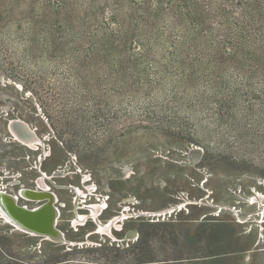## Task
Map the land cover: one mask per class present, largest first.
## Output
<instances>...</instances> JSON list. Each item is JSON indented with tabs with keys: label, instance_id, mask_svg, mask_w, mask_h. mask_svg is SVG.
Instances as JSON below:
<instances>
[{
	"label": "rangeland",
	"instance_id": "obj_1",
	"mask_svg": "<svg viewBox=\"0 0 264 264\" xmlns=\"http://www.w3.org/2000/svg\"><path fill=\"white\" fill-rule=\"evenodd\" d=\"M244 1L257 24L236 0H0V186L52 188L59 231L91 244L0 221V264H264V0ZM110 8L119 22L120 10L155 14L180 39L135 56ZM19 119L47 140L41 152L15 141L7 125ZM41 154L62 176L48 186L32 169ZM84 174L88 199L108 204L102 221L130 197L142 210L199 204L129 218L113 234L132 239L112 242L89 233L95 220L74 230L82 199L58 187Z\"/></svg>",
	"mask_w": 264,
	"mask_h": 264
},
{
	"label": "bare ground",
	"instance_id": "obj_2",
	"mask_svg": "<svg viewBox=\"0 0 264 264\" xmlns=\"http://www.w3.org/2000/svg\"><path fill=\"white\" fill-rule=\"evenodd\" d=\"M16 88L19 89L17 85ZM7 128L12 130L13 135L15 136V141L18 142L19 145L25 147L27 151H30L32 153H35L36 151L41 152L42 145L45 146L44 141H47L40 137L28 123L22 121L21 119H19L18 121L14 120L10 122L7 125ZM35 163L36 166H34L32 169L33 172L37 175L38 183H41V181H43V183L48 186L50 184L48 182L49 178L52 180L54 178L62 177L60 176V174L50 175L44 172L42 168L43 154H41L40 156V161L36 157ZM183 164L187 165V163ZM69 173L70 172H68V174ZM2 174L3 173H1L0 175ZM68 174L66 176H68ZM88 179L89 178H87L86 174L79 175L78 186L70 185L60 186L58 188L66 189L68 191L69 189H71L72 194L74 196H77L76 199H82L81 202H78L77 209L75 210V215H73L71 219L72 224L76 227L74 230L78 229L79 226H85L88 221L95 220V227L92 231H89V233L101 234L112 242L130 241L132 239V234H125L122 236V238H118L113 234V232L119 230L120 226L124 224L125 221L129 218H138L140 216H146L154 218L159 217V219H165L168 216L172 215L174 212L182 210L188 204H199V200L197 199L192 200L186 198L184 200H181L179 203H176L171 206H166L154 210H142L132 208L133 203L130 200V197L126 198L124 202H122V206L119 208V211H116L115 214L111 215L107 220L102 221L100 219V216L104 214L105 210L108 208V204L106 200L98 199L99 196H97V199L93 201L88 199L90 195L93 196L91 192V186L89 185L87 186V188L84 187L87 185V182L89 181ZM12 181L13 180L11 179L10 182ZM5 183L6 182H4V184ZM16 183H10L5 186V188L0 186V191L4 189L8 190L9 186L21 188L20 186H15ZM81 184H84V186L82 187ZM51 190L52 188H30L24 185L23 188L19 189V191L13 192V196L9 194L0 193V221L9 224L13 229L29 236H37L40 239L50 240L55 243L68 245V247H83L86 245H91L86 244V241L70 240L65 236L64 233L59 231L58 223L61 216L58 214V211H60V208H62L63 205L59 204L60 200L56 201L57 196L53 197V195L50 194ZM95 192H97V190H95ZM258 196L259 197H255V199H257V201H260L262 195H260L259 193ZM21 199L23 200V202L20 203ZM72 207L74 206L72 205ZM167 211L168 213H172H170L169 215ZM87 242L92 243L89 238L87 239Z\"/></svg>",
	"mask_w": 264,
	"mask_h": 264
},
{
	"label": "trees",
	"instance_id": "obj_3",
	"mask_svg": "<svg viewBox=\"0 0 264 264\" xmlns=\"http://www.w3.org/2000/svg\"><path fill=\"white\" fill-rule=\"evenodd\" d=\"M173 1V0H172ZM175 1V0H174ZM183 1V0H180ZM237 5L239 6V9L242 11V14L247 16L246 18L253 22L254 24H257V21L254 19L253 15H250L251 13L247 10H244L245 6L244 0H236ZM156 3H159L157 1ZM168 3H171L169 1ZM180 3V2H175ZM186 3V2H184ZM188 9H191V11H195L197 8H195L194 4H189ZM115 9L116 8H110V14L109 18L112 20V25L116 26V30L120 32V46L121 45H127L131 46V48L136 45L138 47V50L133 48V53L136 55H141L143 50H146L150 47H153V45L157 44H164L167 43L168 45H175L176 41L175 39H180V36H176V34L172 33L173 37L171 39L164 38V34H162L161 31H159L158 26V16L153 14L151 16H143V15H136L134 18L131 17V15H125L121 13L120 10V22L117 20V16L115 15ZM142 26H145L147 28L146 31L142 30ZM175 38V39H174ZM142 49V51L140 50ZM140 258L137 257L138 261L131 262L130 264L139 263L142 261H139ZM55 264H67L69 263V260H62V261H56ZM76 264H95L94 262H85V263H78ZM105 264H122V263H105Z\"/></svg>",
	"mask_w": 264,
	"mask_h": 264
},
{
	"label": "crops",
	"instance_id": "obj_4",
	"mask_svg": "<svg viewBox=\"0 0 264 264\" xmlns=\"http://www.w3.org/2000/svg\"><path fill=\"white\" fill-rule=\"evenodd\" d=\"M9 190H11L12 192H17V191H19V189L17 188V187H12L11 189H9Z\"/></svg>",
	"mask_w": 264,
	"mask_h": 264
}]
</instances>
